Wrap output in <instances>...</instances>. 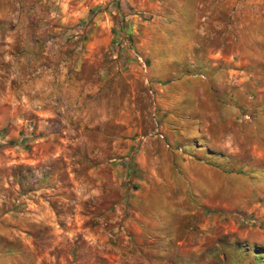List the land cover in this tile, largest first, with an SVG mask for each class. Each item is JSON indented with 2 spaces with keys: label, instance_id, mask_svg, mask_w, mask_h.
<instances>
[{
  "label": "rangeland",
  "instance_id": "1",
  "mask_svg": "<svg viewBox=\"0 0 264 264\" xmlns=\"http://www.w3.org/2000/svg\"><path fill=\"white\" fill-rule=\"evenodd\" d=\"M0 264H264V0H0Z\"/></svg>",
  "mask_w": 264,
  "mask_h": 264
}]
</instances>
